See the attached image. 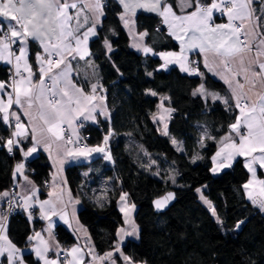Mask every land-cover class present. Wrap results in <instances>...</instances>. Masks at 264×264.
I'll return each mask as SVG.
<instances>
[{"label":"crops","instance_id":"obj_1","mask_svg":"<svg viewBox=\"0 0 264 264\" xmlns=\"http://www.w3.org/2000/svg\"><path fill=\"white\" fill-rule=\"evenodd\" d=\"M117 1L135 53L156 55L163 69L177 67L187 74H193L190 62L195 55L208 73L227 86L238 114L218 141L210 180L243 163L249 172L246 197L264 213V19L260 16H264V2L257 11L260 0H211L208 4L178 0L179 10L167 0ZM224 9L225 16L220 17ZM141 12L159 15L179 49L155 54L148 45V33L138 29ZM104 16L102 0H0V24L10 29L8 39L0 32V118L11 130L8 146L21 154L13 168L12 186L0 193V264H32L29 254L37 264H136L122 250L128 239L139 238L136 212L129 219L121 212L125 223L118 231V245L100 255L81 223L83 204L73 195L66 176L70 166L97 156L113 163L109 137L101 146L80 147L83 125H96L112 116L90 47ZM33 44L39 48L34 57ZM195 94L229 102L204 85ZM162 99L164 105L159 103L154 119L166 134L173 111L168 98ZM41 153L52 168L45 198L27 168L28 161ZM13 192L29 220L34 223L40 218L44 223L34 229L26 248L10 237L11 215L5 203ZM203 203L212 209L206 197ZM60 225L77 240L67 251L55 234Z\"/></svg>","mask_w":264,"mask_h":264},{"label":"trees","instance_id":"obj_2","mask_svg":"<svg viewBox=\"0 0 264 264\" xmlns=\"http://www.w3.org/2000/svg\"><path fill=\"white\" fill-rule=\"evenodd\" d=\"M167 3L178 9V0ZM102 5L104 20L90 47L112 116L96 125H83L81 144L101 146L109 137L113 163L97 156L66 171L73 195L83 204L79 218L98 253L103 255L118 245V231L125 223L118 200L126 193L137 206L140 235L128 239L122 250L134 263L264 264V213L246 197L248 170L237 163L210 180L218 141L238 114L227 86L208 73L195 55L192 63L198 61L193 65L197 73L187 74L177 67L163 69L156 55L135 53L121 21V5L117 0H102ZM137 25L148 33L147 42L155 54L179 49L159 15L141 12ZM261 28L264 34L262 24ZM36 51L39 48L33 44V57ZM201 85L229 99L228 104L195 94ZM162 97L168 98L173 111L166 134L154 119ZM10 137L11 130L0 118V143ZM173 139L181 143L182 150ZM20 160L19 150L11 155L6 147H0V193L12 186L13 168ZM27 168L45 198L52 173L47 156L39 154L28 161ZM206 181L205 197L213 211L196 191ZM171 191L175 192L174 204L157 213L154 200ZM43 224L38 219L32 223L25 212L11 215L10 237L18 247L26 248L34 229ZM55 234L66 251L77 241L62 225ZM63 256L69 260L67 252ZM26 257L37 264L32 254Z\"/></svg>","mask_w":264,"mask_h":264},{"label":"built area","instance_id":"obj_3","mask_svg":"<svg viewBox=\"0 0 264 264\" xmlns=\"http://www.w3.org/2000/svg\"><path fill=\"white\" fill-rule=\"evenodd\" d=\"M225 12H226V9H224L223 11L220 12V16H224L225 15ZM238 31H240V33H242V30L238 27ZM0 32L3 34L4 38L8 39L10 38V29L8 28V26L5 24H0ZM196 63H198V61H196ZM10 72V71H9ZM50 84V82H49ZM53 101H55L54 98H52ZM9 139V140H8ZM4 143L3 145L0 143V147L1 146H4L7 148L9 154H14V148H10L8 146V141H10V138H8ZM80 147L82 149H90L91 147L88 145V144H84L82 143V145L80 144ZM11 191H13L14 189H10ZM5 209L8 211V213L10 215H17V214H20L22 212H24V210L22 209L21 207V204L19 203V199L17 198L16 194L13 192V194L11 195L10 198H8V200L6 201L5 203Z\"/></svg>","mask_w":264,"mask_h":264},{"label":"rangeland","instance_id":"obj_4","mask_svg":"<svg viewBox=\"0 0 264 264\" xmlns=\"http://www.w3.org/2000/svg\"><path fill=\"white\" fill-rule=\"evenodd\" d=\"M225 16V15H224ZM221 17V16H220ZM223 17V16H222ZM192 57L191 56V68H192V73H197V69L193 66V65H197L198 63L196 62H193L192 63ZM104 89V87H103ZM163 100V99H162ZM161 100L160 102V107H162L164 104H163V101ZM162 130V129H161ZM87 137H89V134H87ZM107 139V138H106ZM174 140V139H173ZM175 141V144L178 148H180V150H182V146H181V143L178 142L177 140H174ZM82 145V144H81ZM205 183V182H204ZM199 184L197 187H196V191H197V195H198V198L205 202V184ZM110 187V184L108 185ZM102 195H105V193H102ZM119 202V209L121 210L122 213L125 214L126 218H130L131 215L136 212L137 210V206L134 204V203H131L129 201V198H128V195L126 193H123V195H121L120 199L118 200ZM210 206V203L208 204ZM210 208V207H209ZM40 219V218H38Z\"/></svg>","mask_w":264,"mask_h":264},{"label":"water","instance_id":"obj_5","mask_svg":"<svg viewBox=\"0 0 264 264\" xmlns=\"http://www.w3.org/2000/svg\"><path fill=\"white\" fill-rule=\"evenodd\" d=\"M175 192L171 191L164 196L157 198L153 202L154 209L157 213H163L167 211L175 202Z\"/></svg>","mask_w":264,"mask_h":264}]
</instances>
